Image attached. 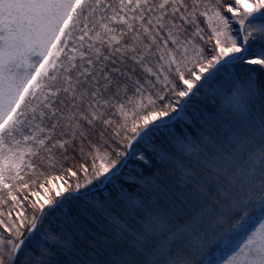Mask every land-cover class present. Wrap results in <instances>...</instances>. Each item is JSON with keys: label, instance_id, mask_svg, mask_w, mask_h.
I'll list each match as a JSON object with an SVG mask.
<instances>
[{"label": "snow or ice", "instance_id": "1", "mask_svg": "<svg viewBox=\"0 0 264 264\" xmlns=\"http://www.w3.org/2000/svg\"><path fill=\"white\" fill-rule=\"evenodd\" d=\"M0 264H264V0H0Z\"/></svg>", "mask_w": 264, "mask_h": 264}]
</instances>
